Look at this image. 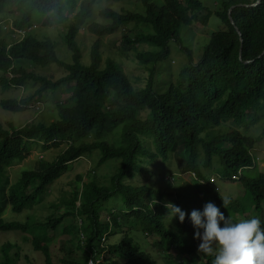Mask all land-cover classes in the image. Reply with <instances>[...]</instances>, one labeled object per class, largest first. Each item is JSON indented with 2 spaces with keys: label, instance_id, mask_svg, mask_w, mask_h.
<instances>
[{
  "label": "trees",
  "instance_id": "obj_1",
  "mask_svg": "<svg viewBox=\"0 0 264 264\" xmlns=\"http://www.w3.org/2000/svg\"><path fill=\"white\" fill-rule=\"evenodd\" d=\"M100 1L118 4L130 0H0V11L6 4L21 9V18L14 23L16 30L28 29L34 13L41 15L43 25L57 18L64 21L65 14L75 11L78 4L76 14L62 28L64 46L71 54L69 64L58 59L56 43L49 38L37 39L27 33L9 46L0 42V87L37 86L29 98L1 101L4 112L20 113L33 99L67 87L63 91L65 102L55 104L57 121L21 128L0 124V232L25 234L37 228L39 232L32 234L29 244L41 255L43 264H157L131 238L133 232L156 240L159 251L168 259V250L185 258L171 264H212L211 255L197 251L199 240L193 239L188 213L184 211L182 224L173 218V230L167 229L165 197L173 195L132 182L153 177L155 167L173 168L178 175L191 174L204 183L206 202L214 203L226 217L235 220L252 211L248 217L259 218L264 227L260 206L264 173L244 175L254 168L251 153L261 139L220 128L233 123L246 132L264 120V0L255 7L250 6L257 0L222 1L214 16L224 30L209 36L197 63L180 40L181 29L190 27L193 21L207 23L209 14L201 15L203 8L197 0H133L142 13L104 8L97 16L105 24L89 21ZM129 24L148 29L124 33L120 43L123 56L134 54L143 75L142 86L137 84L138 77L130 82L113 60H103L100 51L99 38ZM83 26L97 38L86 66L81 64L82 54L76 43ZM170 43L178 46L187 62L174 78L167 67L159 68L169 57ZM141 46L147 49L138 51ZM29 65L42 69L55 65L64 74L53 80L36 75ZM61 146L65 150L56 158L39 161L34 170L22 171L20 178L9 184L6 170L22 163L32 150ZM81 158L96 159L93 174L107 162L117 166L102 185L91 172L93 178L88 182L76 177L73 190L52 203L49 214L37 224L3 222L4 207L20 214L42 204L70 163ZM214 159L221 166L217 170L220 180L238 182L249 194L246 205L227 197L229 203L222 206L221 199L226 197L210 188L200 170V163L211 169ZM114 197L122 200L118 215L108 213V218L101 221L107 214L104 203ZM178 199L168 202L177 205ZM153 200L156 203L151 207ZM69 218L78 219V225L63 226ZM73 233L76 240L71 238ZM117 235L122 239L112 243Z\"/></svg>",
  "mask_w": 264,
  "mask_h": 264
},
{
  "label": "rangeland",
  "instance_id": "obj_2",
  "mask_svg": "<svg viewBox=\"0 0 264 264\" xmlns=\"http://www.w3.org/2000/svg\"><path fill=\"white\" fill-rule=\"evenodd\" d=\"M197 1L202 5L203 8L201 15L205 16L206 14H209L207 23L203 25L199 21H193L190 27L182 28L180 31L181 43L184 47H187L192 51V59L194 63H197L200 60L202 49L206 46L209 36L212 33L224 30V26L214 16L219 4L224 0ZM247 1L252 2L253 0ZM155 2L158 3L159 1L155 0ZM98 3L95 5V7H93L94 16L92 19L90 18L89 21L99 24H105L104 21L99 19L97 16V13L104 8H110L118 13L121 12V10L142 13V8L139 3L133 0L128 2L124 1L118 4L107 1H100V3ZM76 6L77 7L75 8V11L70 10L71 12L69 11L67 14H65L64 21H62L60 18H57L56 20H50L49 24L43 25V19L41 18V15L34 13L33 19L30 21V27L28 29L16 30L14 28V23L21 18L22 11L21 9H18L15 4H6L2 11H0V42H3L9 46L14 42H18L27 33L37 39L49 38L56 43V55L58 59L65 64H69L71 54L64 46L63 36L65 31H63L62 28L65 27L64 24H69V18H72V16L76 14L78 4ZM68 7L69 5L66 4L64 8L67 9ZM143 31H148V29L142 26L129 24L111 36L99 38L102 59L113 60L116 65L122 68L130 82L133 83V78L135 79L138 77L137 79H139V81H137V84H140V86H142L141 80L143 79V75L137 69L138 65L135 62L134 54L130 52L127 54V56H123L120 53V43L122 34L126 32L142 33ZM76 38V43L79 46L82 54L81 64L86 66L89 64V52L91 46L97 38L96 36L92 35L85 26L79 29V33H77ZM137 49L138 51H144L147 49V46L137 47ZM150 49L152 50V48ZM169 49L170 53L167 61L159 65V68L166 70L167 67L169 69V73L174 78L177 77L178 71L185 67L187 62L185 55L174 43H170ZM29 68L36 75L51 78L53 80L59 79L64 74V72L62 73L63 70L58 69V67L55 65H50L43 69L35 68L34 66L29 65ZM66 88L67 87L65 86L57 89L53 93L43 94L39 99H33L32 103L20 113H8L0 109V124L3 127L12 126L15 128H21L30 123H42L44 125H49L50 123L57 121L58 117L55 111V104L58 102H65L67 97L63 91ZM157 88L159 90L160 86L157 85ZM36 89L37 86L32 83H27L24 87L10 88L7 90H3L0 87V102L3 100L12 99L19 101L29 98L36 91ZM220 128H223L222 130L228 131L236 130L244 135H248L253 138L259 137L261 139L260 143L251 153L255 163L254 168L252 170L245 171L244 175L246 177H257L259 174L264 173V120L249 128L246 130V132L242 126L236 127L233 123L223 124ZM40 144L42 145V143ZM64 150L65 147L63 146L57 149L50 148L47 151H42L39 148L32 150L30 155L22 163L11 166L6 170V176L8 178L9 184L15 183L20 178L22 171L34 170L37 167L39 161L47 162L53 158H56ZM95 160V158H81L78 161L72 162V164L70 163L68 171L53 184L50 193H48V196L45 198L42 204L39 203L33 207V209L25 210L20 214L13 213L8 207H4L1 219L3 222H27L29 225L37 224L49 214L48 207L52 205V203L58 202L61 197L64 198L67 193L73 190L76 177H81L82 182H88L89 179L95 177L94 180L99 185L104 184L106 178L114 171V166L117 165L116 163L113 164L111 162H107L102 167L97 169L93 174L92 168L93 161ZM212 163V168L209 170L203 168L200 163L201 173L203 176L207 177L210 188L214 191H217L222 197H231L233 200L239 201L242 205H246L249 201V194L245 191V189L238 182L229 183L220 180V176L217 175V170H220L221 166L219 163H217L216 159H214ZM90 172L91 176L93 177L89 175ZM151 175L154 176H148L145 179L136 178L132 184L137 186L148 184L150 188L160 190L165 194L171 193L173 197L168 199L165 197L166 203L172 199H177L178 196L179 199L176 206L186 213H189L193 209H202L203 205L206 203L202 193V185L204 183L193 175H178L175 173L173 168L158 169V167L153 169ZM121 204L122 200L116 197L112 198L109 202L104 203L103 208H106L105 213L107 214H103L101 216V221H104L108 218V213L113 212V214L118 215V209L121 207ZM260 206L262 220L264 223V200ZM56 213L54 212V215ZM251 213L253 212L251 211ZM251 213L244 215V217L251 216ZM244 217L237 216L235 220H240ZM74 222L78 225L79 220L77 219L76 221H73L70 218L65 219L63 226L68 227L73 225ZM173 222L171 221V223L168 224V220L165 218L166 227L169 231L173 230ZM123 231L126 232L125 229ZM38 232L39 230L37 228H33V230L25 234L16 232H0V262L8 261L9 263L13 264H43L41 255L34 252L29 244L31 237H33L32 234H36ZM129 235L135 241V243L139 245L141 250L150 255L157 264H171L172 262L178 263L185 259L183 256L178 257V255L173 250H168L167 255L169 254L171 256V259H168L166 254L159 251L156 244L157 241L153 238H146L138 232H133ZM71 238L76 240V234L73 233ZM121 239V235H117L113 240L110 241H112V243L113 241L119 242Z\"/></svg>",
  "mask_w": 264,
  "mask_h": 264
},
{
  "label": "clouds",
  "instance_id": "obj_3",
  "mask_svg": "<svg viewBox=\"0 0 264 264\" xmlns=\"http://www.w3.org/2000/svg\"><path fill=\"white\" fill-rule=\"evenodd\" d=\"M221 201L224 208L229 203L227 198ZM164 207L168 224L173 218L181 224L185 221L186 214L178 206L168 202ZM187 215L193 239L199 240L197 251L211 255L212 264H264V227L259 218L233 220L211 201Z\"/></svg>",
  "mask_w": 264,
  "mask_h": 264
},
{
  "label": "water",
  "instance_id": "obj_4",
  "mask_svg": "<svg viewBox=\"0 0 264 264\" xmlns=\"http://www.w3.org/2000/svg\"><path fill=\"white\" fill-rule=\"evenodd\" d=\"M260 1H261V0H257L256 3L253 4V5H251L250 7H255L256 5H258V4L260 3ZM229 20H230L231 25H233V23H232V21H231L230 18H229ZM237 33H238V32H237ZM238 35H239V33H238ZM239 37H240V35H239Z\"/></svg>",
  "mask_w": 264,
  "mask_h": 264
},
{
  "label": "built area",
  "instance_id": "obj_5",
  "mask_svg": "<svg viewBox=\"0 0 264 264\" xmlns=\"http://www.w3.org/2000/svg\"><path fill=\"white\" fill-rule=\"evenodd\" d=\"M89 264H91V263L89 262Z\"/></svg>",
  "mask_w": 264,
  "mask_h": 264
}]
</instances>
